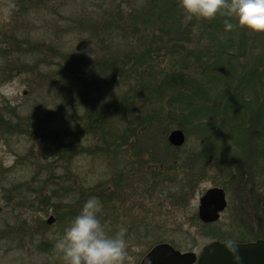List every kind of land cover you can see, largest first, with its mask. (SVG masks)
I'll use <instances>...</instances> for the list:
<instances>
[{"label": "trees", "instance_id": "1", "mask_svg": "<svg viewBox=\"0 0 264 264\" xmlns=\"http://www.w3.org/2000/svg\"><path fill=\"white\" fill-rule=\"evenodd\" d=\"M97 1L100 7L95 17L80 23L97 55L77 58L60 52L67 62L58 74L60 83L69 94L77 95L76 102L70 101L68 106L85 107V128L77 127L80 116L58 111L44 113V120L41 115L30 117L35 120L29 122L30 131L58 136L59 143L71 136H102L103 144L97 150L103 153L127 150L129 139L143 142L146 136H159L166 150L175 149L173 153L159 156L151 151V145H132L133 155L141 158L137 172L151 200L155 193L161 195L160 181L176 184L180 176V191L169 197L187 202L195 185L207 177L209 166L226 172L231 169L228 176L239 181L236 192L245 199L242 205L260 198L258 190L264 188V50L258 47L264 34H249L235 18L220 15L211 21L185 22L179 0ZM107 3L111 4L106 9ZM225 19L236 25L234 30L225 31ZM8 39L19 53L29 45L28 40L18 41L15 36ZM48 49L50 55L59 53L55 47ZM36 70L39 72V67L25 71ZM44 77L54 82L51 74ZM51 120H57L58 127ZM174 128L185 136L181 147L174 148L166 138ZM190 136H196L197 148L181 160L185 163L182 167L178 151ZM69 158L63 159L68 162ZM175 170L176 174L169 176ZM87 191L84 202L100 195L102 204L108 205L115 198L107 195L104 184ZM56 195L53 200L61 198ZM262 204L253 202L252 207L259 205V213H264ZM53 207L59 222H69L75 214L70 206ZM237 232L239 238L225 234L227 239H217H246L242 231ZM257 235L255 239L264 240V231Z\"/></svg>", "mask_w": 264, "mask_h": 264}, {"label": "rangeland", "instance_id": "2", "mask_svg": "<svg viewBox=\"0 0 264 264\" xmlns=\"http://www.w3.org/2000/svg\"><path fill=\"white\" fill-rule=\"evenodd\" d=\"M10 4L14 7L10 18L5 19L2 9ZM110 4L107 3L105 8ZM99 7L97 0H0V206L3 208L0 230L21 228L19 225L48 229L51 231L40 235L56 241L70 221L59 222L53 204L63 209L70 206L72 214L75 213L73 219L85 200L86 189L88 194L89 189L104 184L107 195L115 198L112 203L103 204L100 219L110 235L115 234L121 224L127 228L125 264H138L148 251L161 243L178 250L201 249L218 240L217 237L227 239L225 234L239 238L237 230L245 233L246 239L242 242L254 241L260 232L256 228L260 206L252 207V204L264 202V188L257 189L262 197L242 205L245 199L236 192L239 181L234 182L228 176L231 169L226 172L217 166H209L205 172L207 177L195 185L187 202L169 197L180 191L183 180L180 176L176 184L160 181L163 182L158 184L161 195L155 193L151 200L145 194L144 183L137 172L140 164L137 162L141 158L133 155L132 145H151V151L159 156L173 153L175 149L166 150L159 136H146L143 142L140 138L137 142L129 139L127 150L121 148L103 153L97 150L103 144L102 136H71L59 143L58 136H41L44 134L41 131L31 132L28 128L29 122L35 121L30 117L41 115L44 120L49 113L58 111L66 116H80L77 127L85 128V107L68 106L70 101L76 102L77 95L69 94L60 83L58 74L67 66L60 52L77 58L97 55V48L80 23L95 17ZM242 30L253 34L248 29ZM10 36H15L18 41L28 40L29 45L24 46L21 53L16 52L17 46L9 43ZM260 41L258 48L264 50V38ZM51 46L59 50L58 55H50L48 48ZM32 67H39L41 73L25 71ZM50 74L54 82L45 79L44 76ZM251 104L255 106V102ZM51 121L58 127L57 120ZM175 129L179 130L174 128L167 132L168 141ZM197 143L196 136L188 137L185 146L178 151L179 162L193 154L192 149L197 148ZM68 156L70 161L65 162L63 158ZM179 165L184 167L185 163ZM176 172L168 174L173 177ZM214 187L227 192L231 209L214 226L204 228L198 217L199 200ZM56 192L61 197L59 200H53ZM9 199L11 204H8ZM51 216L56 221L53 224L47 223Z\"/></svg>", "mask_w": 264, "mask_h": 264}, {"label": "clouds", "instance_id": "3", "mask_svg": "<svg viewBox=\"0 0 264 264\" xmlns=\"http://www.w3.org/2000/svg\"><path fill=\"white\" fill-rule=\"evenodd\" d=\"M185 22L214 20L218 15L235 18L241 29L264 34V0H179ZM14 5L2 9L5 19L10 18ZM225 31L236 27L230 19L224 20ZM103 204L97 197L87 199L79 213L70 221L55 243L63 264H125L127 258V228L118 226L110 235L100 216ZM234 264H240L241 256L236 243L224 241Z\"/></svg>", "mask_w": 264, "mask_h": 264}, {"label": "water", "instance_id": "4", "mask_svg": "<svg viewBox=\"0 0 264 264\" xmlns=\"http://www.w3.org/2000/svg\"><path fill=\"white\" fill-rule=\"evenodd\" d=\"M174 146L183 145L185 136L182 131L175 130L169 136ZM228 206L227 193L223 188L214 187L205 192L199 200L198 217L204 224L217 222ZM55 222L50 217L49 224ZM241 256L240 264H264V241L236 243ZM196 259L194 253H181L167 243H161L145 256L141 264H192ZM199 264H234L232 256L224 243L214 241L206 246L199 258Z\"/></svg>", "mask_w": 264, "mask_h": 264}, {"label": "flooded vegetation", "instance_id": "5", "mask_svg": "<svg viewBox=\"0 0 264 264\" xmlns=\"http://www.w3.org/2000/svg\"><path fill=\"white\" fill-rule=\"evenodd\" d=\"M8 202H9L8 204H11L10 199L8 200ZM230 209H231V205L228 201V206L226 210L221 214V217L226 211ZM258 210H260V208H258ZM2 211L3 208L0 206V215L2 214ZM257 216L259 220L256 228H258V230L260 229V231L261 230L264 231L263 230L264 219L263 220L261 219L264 217V213L262 214L258 213ZM220 219L217 222H219ZM217 222L211 224H205V225L214 226ZM19 226L21 228L10 229L5 227L4 229L0 230V264H63V260L60 254H58L55 249L56 241L51 239L50 240L45 239L42 235H40L41 232L47 233L48 231L51 230L23 228L25 226L22 225ZM243 235L245 236V233ZM258 240H263V239L257 238L254 241L235 242V243H248V242H255ZM220 242L224 243V241H220ZM206 246L202 247L201 249H198L197 247L189 250H178L176 248L175 249L183 254L194 253L196 255V259L192 264H199V258L203 253L204 249L206 248ZM150 251H148L147 254ZM145 256L140 260L138 264L142 263Z\"/></svg>", "mask_w": 264, "mask_h": 264}]
</instances>
